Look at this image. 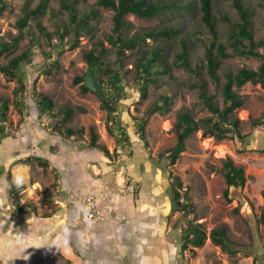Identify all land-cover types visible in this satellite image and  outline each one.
Masks as SVG:
<instances>
[{"label": "rangeland", "instance_id": "1", "mask_svg": "<svg viewBox=\"0 0 264 264\" xmlns=\"http://www.w3.org/2000/svg\"><path fill=\"white\" fill-rule=\"evenodd\" d=\"M40 1L6 0L7 8L0 16V40L12 43L18 39L13 56L30 48L33 53L22 66L27 86L24 123L13 138L0 145V212L6 214L0 218V264L4 261L6 264H14V261L15 264H178L183 260L179 252L180 239L187 223L179 213L171 211L170 174L181 180L194 204L195 213L189 219L201 224L207 234L224 227L228 238L240 251L230 257L207 239L195 250L194 257L185 254L188 264H254V258L256 264H263L264 225L259 223V218L264 212V124L254 128L253 122L264 114V88L249 83L235 88L242 99L235 116L240 121L239 134L243 140H217L203 137L201 131H197L186 140L185 152L173 167H169L163 155L176 144L174 126L180 112H189L196 120L210 116L199 100L197 89L192 88L196 78L173 65L175 55L181 52L182 40L189 45L192 63H199L204 57L208 32L201 20L198 0H148L158 1L166 8L153 18L132 14L125 17L130 24L125 32L127 37L144 30L179 31L177 36L146 40L144 50L163 49L169 72L155 75L156 84L148 89L143 100L134 83V52H126L121 87L126 99L119 113L129 136L127 148L120 146L118 137L113 135V123L107 120L96 93L82 94L79 90L82 83H77L78 79L84 80L92 68L85 59L86 53L93 52L104 62L111 60L107 52L101 51L99 43L109 49L107 37L111 34L113 12L98 6L97 0H67L76 1L78 16L93 15L89 27L78 31L76 38L68 13L61 8L59 0H46L45 12L36 19L29 15L27 26L20 32L18 21L24 16L23 8L28 3V9L33 10ZM245 4L255 40H261L264 8L258 0H245ZM213 5L219 41L231 53L225 32L230 23L239 22L238 14L229 1L213 0ZM37 23L48 38L39 31ZM73 40L75 47L69 49L67 44ZM31 41L37 47H32ZM257 51L263 53L262 48ZM7 61V57L0 60L2 65ZM260 64L261 60L254 57L234 56L223 61L220 76L223 81L224 72L241 68L256 70ZM99 70L102 68L96 70V81L101 77ZM202 75L206 77L205 73ZM208 83L209 93L221 107L220 92L209 80ZM17 87L16 79H8L0 73V97L10 102L8 119L13 127L21 119L14 105ZM33 90L49 96L56 109L62 106L73 109L74 119L68 127L75 132L74 137L68 139L64 133H55L48 118L37 117ZM166 97L168 106L147 119L146 150L136 121L144 119L147 109ZM90 130L96 134V142L112 155L110 158L87 148ZM30 156L48 160L56 168L57 177L52 169L23 161ZM227 158L243 168L247 179L243 188L229 189L228 199L224 197L223 171ZM122 170L126 188L119 190L117 173ZM9 174L17 188V207L8 192ZM93 182L96 185H87ZM87 187H90L87 193L80 192ZM48 194H52L49 199ZM88 196L96 198L102 214L107 212L117 222L113 231L117 236L114 246L98 243L102 237L99 234L104 232L100 224L105 220L86 228L80 223L78 207L70 204L71 200ZM133 213L135 215H131ZM88 232L93 237L85 235ZM108 233L105 235L109 236ZM17 243L24 245L25 258L21 250L13 248L20 245ZM39 244L43 247L40 256Z\"/></svg>", "mask_w": 264, "mask_h": 264}, {"label": "trees", "instance_id": "2", "mask_svg": "<svg viewBox=\"0 0 264 264\" xmlns=\"http://www.w3.org/2000/svg\"><path fill=\"white\" fill-rule=\"evenodd\" d=\"M229 1L237 12L239 22L228 26L227 34L228 45L231 53L227 52L225 44L219 41V32L217 19L214 12L213 0H198L199 9L201 13V20L208 32V44L205 48L204 57L199 63H192L190 60V48L187 42L181 41V52L175 55L173 65L175 68H181L190 75L196 78V82L192 85L193 89H197L198 97L203 107L210 114L209 117L196 120L189 112H180L177 115L175 123L176 144L174 147L166 150L164 156L168 160L169 167H173L181 154L185 152L186 140L197 131H201L203 137H210L217 140L225 139H239L243 140L239 134L240 121L235 116V111L242 106V99L235 91L243 87L245 84L260 85L264 88V37L256 41L252 29V21L250 19L249 11L246 7L245 0H225ZM264 8V0H258ZM76 1L68 2L67 0H59L62 9L68 13L69 21L72 25L71 29L77 35L80 30H85L89 27L93 15L81 14L78 16V10L75 7ZM97 5L110 9L113 12L111 34L107 37L109 49H105L102 43H99L101 51L107 52L111 58L110 61L104 62L101 57L95 56L93 52L85 54V59L89 66H101L99 70L101 77L97 80L98 92L96 95L100 100V107L106 113L108 121L113 123V135L118 137L119 143L122 147H129V136L121 121V107L126 99L125 93L122 91L125 74L123 72V61L127 51L134 52L135 56V76L134 83L138 86V91L141 100L147 97L148 89L156 84V74H168V67L166 55L162 48L158 47L149 52L144 50L146 40L155 39L159 37H172L179 34L178 30L165 29L152 31L144 30L135 34L132 37L125 36V32L129 29V22L125 17L129 14L135 15L139 18H153L161 14L166 6L161 5L158 1L150 2L148 0H97ZM47 7L46 0H41L40 3L33 9L29 10V4L23 8L24 16L18 21L20 32L27 26V18L29 15H34L35 19L45 12ZM7 8L6 0H0V16ZM226 20V19H224ZM37 28L44 34L43 27L37 23ZM65 30H63L64 32ZM45 38H48L44 34ZM77 38V37H76ZM18 39L12 43H6L0 40V60L2 57H7L8 61L2 65L0 62V73L8 79H16L18 87L14 90L16 97L15 108L21 115L20 122L16 127L8 119L10 102L0 97V145L9 138H13L20 130L24 123V103L25 94L27 93L26 82L22 74V66L26 64L33 55L32 49H28L19 55L13 56V49L16 47ZM34 47V41H31ZM69 49L75 47V40L67 44ZM258 48L263 49V53H259ZM250 56L261 60L260 66L256 70L241 68L236 71H227L223 74V81L220 76L222 63L224 60L234 57ZM106 59V58H105ZM50 73V72H48ZM205 73L206 77L202 74ZM208 80L214 84L216 89L220 92L222 97L221 107L214 100V95L208 91ZM82 83L79 90L82 94L89 90L84 85L83 79H78L77 83ZM32 97L35 100L37 110V117L48 118L53 124L50 126L55 133L64 135L70 139L75 136V132L71 130L68 125L74 119V111L69 106H62L58 109L49 96L46 94L33 90ZM169 98H160V101L155 102L145 112L144 119L137 120V132L139 138L144 142V148L147 150L145 142V126L147 119L156 113H161L163 109L168 106ZM264 124V114L253 122V127L258 128ZM112 133V130L109 129ZM90 142L88 149L100 152L105 158H110L112 155L102 145L96 142V134L93 130L89 131ZM26 163L35 162L44 169H52L57 177L56 168L46 159L36 156H30L23 160ZM224 179L226 190L224 197L228 199L230 188H243L246 184V176L244 170L240 166H235L230 158H227L223 165ZM9 184V195L12 199L13 205H19V197L17 188L13 184L11 175L7 176ZM170 189H171V206L172 212L179 213L181 218L187 223L186 228L182 232L180 239V255L183 260L178 264H188L185 259V254H189L190 258L195 256V250L204 245L205 241L209 239L211 243L218 247L223 254L230 257L236 256L240 251L238 245L231 241L227 236V231L224 227L213 229L209 234L204 230L201 224L190 220L189 217L194 215L195 208L193 202L188 197V190L183 187L181 180L178 177L169 175ZM59 181V180H58ZM52 194H48V199ZM264 200V191L262 192ZM259 223L264 225V212L260 215ZM67 240V239H66ZM68 241V240H67ZM70 242V241H69ZM71 243V242H70ZM253 263L257 260L254 258ZM214 264H223L215 262Z\"/></svg>", "mask_w": 264, "mask_h": 264}, {"label": "built area", "instance_id": "3", "mask_svg": "<svg viewBox=\"0 0 264 264\" xmlns=\"http://www.w3.org/2000/svg\"><path fill=\"white\" fill-rule=\"evenodd\" d=\"M117 179L119 190L125 189V176L123 175V170L117 173ZM70 204L78 207L80 223L86 228H91L94 224L104 220L103 214L98 209V204L94 196L74 199L70 201ZM116 219H118V217H116Z\"/></svg>", "mask_w": 264, "mask_h": 264}, {"label": "crops", "instance_id": "4", "mask_svg": "<svg viewBox=\"0 0 264 264\" xmlns=\"http://www.w3.org/2000/svg\"><path fill=\"white\" fill-rule=\"evenodd\" d=\"M95 184V182H93V184L92 183H87V185L88 186H93ZM96 185V184H95ZM79 187V186H78ZM84 187V186H83ZM89 188L90 187H87V188H81V190H80V192H84V193H87L88 191H89ZM77 189H79V188H77ZM1 202H2V200H1V196H0V205H1ZM106 204H108L109 203V201H106L105 202ZM126 211V210H125ZM104 215H105V217H104V220H105V222H103L102 224H100L101 226H103L104 227V229H103V233L102 234H99L100 236H102V237H100L99 239H98V243H100V244H105V243H107V244H113V246H114V244H115V241L117 240V236H116V234H114L113 233V231H114V228L117 226V222L114 220V218L112 217V216H108V213L107 212H105V213H103ZM6 214L5 213H2V212H0V218H4L3 216H5ZM131 215H135V213H133V214H131ZM137 215V214H136ZM129 223H131V220L129 221ZM120 229H122V227L120 228ZM100 232H101V229H100ZM107 232H109L108 234H110L109 236H106L105 234L107 233ZM85 235H88V237L89 236H91V237H93V234H91V233H86ZM95 236H97V233L96 234H94ZM105 237V238H104ZM97 241V240H96ZM17 244H20L21 245V243H17ZM16 245V246H14L13 248H15L16 250H21V252H22V255H23V257L25 256L24 255V252H25V247H24V245ZM39 247L37 248L38 249V251L37 252H39L38 254H39V256H40V252H43V247H42V244H39L38 245ZM115 246H117V245H115ZM111 252V251H110ZM113 253V252H112ZM8 257V256H7ZM111 257V256H110ZM25 258V257H24ZM14 261V260H13ZM24 261V260H23ZM6 264V262L4 261L2 264ZM14 264H15V261L13 262ZM264 264V263H263Z\"/></svg>", "mask_w": 264, "mask_h": 264}, {"label": "water", "instance_id": "5", "mask_svg": "<svg viewBox=\"0 0 264 264\" xmlns=\"http://www.w3.org/2000/svg\"><path fill=\"white\" fill-rule=\"evenodd\" d=\"M101 68H102L101 66H95V67L90 68L84 79L85 87L93 93L98 92L99 86L95 78V73L97 69H101Z\"/></svg>", "mask_w": 264, "mask_h": 264}]
</instances>
